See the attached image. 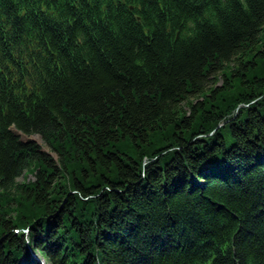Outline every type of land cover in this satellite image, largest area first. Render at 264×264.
I'll return each instance as SVG.
<instances>
[{"label":"trees","instance_id":"obj_1","mask_svg":"<svg viewBox=\"0 0 264 264\" xmlns=\"http://www.w3.org/2000/svg\"><path fill=\"white\" fill-rule=\"evenodd\" d=\"M32 252L264 264V0H0V264Z\"/></svg>","mask_w":264,"mask_h":264},{"label":"rangeland","instance_id":"obj_2","mask_svg":"<svg viewBox=\"0 0 264 264\" xmlns=\"http://www.w3.org/2000/svg\"><path fill=\"white\" fill-rule=\"evenodd\" d=\"M29 138H33L34 141H36L38 144H42L40 137H38L37 135H34L32 137L30 136ZM24 139H27V137L23 138V140ZM42 149L47 150V148L45 146L42 147ZM26 177L29 178V179H32L33 178L32 174H28V175H26ZM19 180H22V178L20 177ZM32 255L34 256L35 259H38L39 261H41L40 257H38L39 255H38L37 252H34V253L32 252ZM24 262H25V260L23 259L22 260V263H24Z\"/></svg>","mask_w":264,"mask_h":264},{"label":"water","instance_id":"obj_3","mask_svg":"<svg viewBox=\"0 0 264 264\" xmlns=\"http://www.w3.org/2000/svg\"><path fill=\"white\" fill-rule=\"evenodd\" d=\"M34 136V135H33ZM26 136L22 135L21 138H25ZM32 137V136H31ZM33 139V138H31ZM34 140V139H33ZM40 264H42V261H39Z\"/></svg>","mask_w":264,"mask_h":264}]
</instances>
